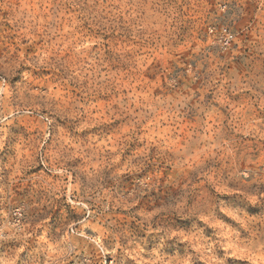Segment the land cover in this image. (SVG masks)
Instances as JSON below:
<instances>
[{
  "label": "rangeland",
  "instance_id": "rangeland-1",
  "mask_svg": "<svg viewBox=\"0 0 264 264\" xmlns=\"http://www.w3.org/2000/svg\"><path fill=\"white\" fill-rule=\"evenodd\" d=\"M0 264H264V0H0Z\"/></svg>",
  "mask_w": 264,
  "mask_h": 264
},
{
  "label": "built area",
  "instance_id": "built-area-1",
  "mask_svg": "<svg viewBox=\"0 0 264 264\" xmlns=\"http://www.w3.org/2000/svg\"><path fill=\"white\" fill-rule=\"evenodd\" d=\"M224 46L227 47L229 44H230V38L227 37L225 40H224Z\"/></svg>",
  "mask_w": 264,
  "mask_h": 264
}]
</instances>
